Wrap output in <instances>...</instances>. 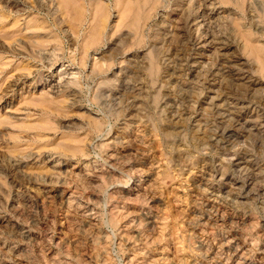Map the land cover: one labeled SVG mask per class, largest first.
Masks as SVG:
<instances>
[{
    "label": "rangeland",
    "instance_id": "374dc122",
    "mask_svg": "<svg viewBox=\"0 0 264 264\" xmlns=\"http://www.w3.org/2000/svg\"><path fill=\"white\" fill-rule=\"evenodd\" d=\"M2 1L0 217L16 213L19 226L32 230L28 245L40 261L39 244L46 241L55 260L70 264H87L94 249L111 264H126L134 251L153 255L156 264H192L198 237L189 219L199 208L211 212L209 206L213 213L218 206L249 215L245 225L217 223L214 234L249 237L247 262L264 260V0H215L223 29L218 40L227 47L204 35V28H177L183 19H174L175 0L148 12L142 0H124L130 12L123 16L117 0H71L69 6L17 0L24 8L19 12ZM198 1L189 6L196 10ZM94 2L106 11L101 28ZM166 22L170 30L163 35ZM199 53L205 55L196 65L192 59ZM60 67L79 71L77 83L47 93V81ZM211 95L217 99L209 102ZM132 136L135 142L128 141ZM110 152L149 173L153 203L127 197L133 177L121 164V173L91 191L66 171L69 185H62L88 196L83 203L92 207V219L45 192L60 186L51 180L48 154L60 157L65 170L74 162L102 165ZM213 191L225 198L217 206L208 200ZM140 209L155 219L149 239L137 234ZM3 229L10 241L19 239L17 228Z\"/></svg>",
    "mask_w": 264,
    "mask_h": 264
},
{
    "label": "bare ground",
    "instance_id": "6f19581e",
    "mask_svg": "<svg viewBox=\"0 0 264 264\" xmlns=\"http://www.w3.org/2000/svg\"><path fill=\"white\" fill-rule=\"evenodd\" d=\"M47 1H50V0H47ZM62 1L66 2V3H64L65 6L68 5V4H71L70 2L73 3V1H71V0H62ZM163 1L164 0H142V2L144 4V7L147 8V12L149 10H151V9H154V7H157L159 5L162 8L165 7L166 5L163 4ZM34 2H36V4L38 3L39 5L41 4L43 6L45 0H34ZM67 2H69V3H67ZM123 2H124V0H117V4L118 5L122 4L121 8L123 7L121 9V11H120L121 16L127 15L130 12L129 8L126 5H123ZM138 2H140V0H138ZM189 2H190V0H175L174 1L175 8H174L173 12L176 15L174 19L176 21L179 18L184 20V21L183 20H179L180 23H179V25H177V28L181 27L180 26L181 23H182V25L186 24L188 27L192 26V25H195L196 30H199V28H202V29L204 28L202 33H204V35H207V37H210L211 40L216 41L215 43H218V44H220V46H224V47L225 46L226 47L230 46L231 44H228L226 41H224V39L223 40H218V39L221 38V35L223 34L221 32V31H223V29L220 31V29L222 27L221 26V20H220L221 19L220 18V11H221L220 5H218L215 0H199L198 3L196 2L198 4V7L201 5V11L199 12V8L197 7V9L194 10L195 7L194 6H193V8L190 7L189 6ZM2 3H3V6H8L13 12H19V11H21V9H24V8H20V7L18 8L17 7V5H16L17 4V0H3ZM94 3H96V2H94ZM10 5H12V7L15 6L16 8H12V7H10ZM48 6H49V4H48ZM95 6H96L95 7L96 13H97V15L99 17L98 19H100L99 20L100 25H98V26H99V28H101L103 26L104 21H105L106 11H105V8H103V7L101 8L102 5H99V3H96ZM160 6H159V8H161ZM46 7H47V5H46ZM157 9H158V7H157ZM60 10H61V8H60ZM9 13H11V12H9ZM76 13H77V10H76ZM151 14H152V12H151ZM163 15H164L163 13L160 14V16L164 17ZM3 16H6V14L5 13H0V17H3ZM197 17H199L201 19L198 20L199 18H197ZM136 18H137V15H135V19ZM98 26L96 28H98ZM163 26H164L163 27V29H164L163 35H167L168 31L170 30V25L167 24V22H166ZM28 28L30 29V26H28ZM176 32H178V31H176ZM182 34H183V32H182ZM243 38L245 39V41H244L245 43L244 44L247 46L248 43L250 42V39H249L248 35L245 34L243 36ZM93 39H94V36H93ZM250 48H252V46H250ZM203 55H205V54H203ZM203 55H201V56H203ZM201 56H200V53L195 55L193 57V59H192V62L197 65L198 63H200L199 60H200ZM239 60H240V58H237L236 62L239 63L240 62ZM224 63L225 62L223 60V64ZM220 65H222V64H220ZM224 67H226V66H224ZM262 69H264V68L262 67ZM66 70L67 69L65 67L57 70L58 73L56 72L57 74L56 73L55 74L58 75V79H55V80L53 79L55 74L53 75V77H52V75L49 74L50 77H49V79L47 81L48 83L46 84L48 86L47 87L48 92L47 91H45V92L49 93V91H50V92H52V94H54L53 92L61 91V89H62L61 85L66 86V85H68L70 83L71 84L77 83V79H78L77 75L79 74V71H77V72H75V71L74 72H68V73H71L70 76H68L67 75L68 73L66 72ZM44 95H45V93H44ZM44 95H43V97H44ZM216 96L215 95H211L208 98L209 102L213 101V99H217ZM218 114L224 115V113L222 111H218ZM251 125H255V124H253V123L249 124L248 125V129L249 130L254 129ZM136 134L137 133H135V135ZM134 137L133 136L132 137H128L129 138L128 141L130 142V141L133 140L135 142ZM142 141H143V139H142ZM120 154H118L117 152H110L104 158L105 161H104V164L102 163V165H99V164H93L92 165V164H89V163H86V162L80 164L78 162H74L71 165L70 168H66L65 170H62V160L60 159V157H55L54 158V157H52L51 154H48L47 160L51 161V164H52L53 169H54V172L52 174V178H54V179L51 178V180H54L55 182H59L60 186L57 187V188H53V189L52 188H48V189H46V190L44 189V190H45V192H51L52 196H53V194H54V196L55 195L58 196L60 201L65 204V207L67 208V210H71V211H73V213H76L79 216H82V217L83 216H87V217H90V219H92L93 218V216L91 215V213H93V212H91L92 207L90 208L87 205H85V203H83L84 202V198L87 199L88 196L83 195L82 193L77 191L75 188H70L67 185H62V183H64V182L67 183V184L69 182L68 180H65V176L67 178V175H65V173H66V171H68V175L70 174V175H72V178L75 177V179H77V181L79 180L78 182L84 188L90 189V191L94 190V188L98 184L106 182L107 181V177L112 176L116 172H120L121 173V170H118L119 166H117V165L121 164L120 169H123V171L127 169V168L124 169L125 167L129 168L130 163L126 162L121 157L123 155V153L121 155ZM121 158L124 161H122ZM17 159H19V158H17ZM139 160H140V158H139ZM18 162H20V161H17L16 159H14L12 164H16ZM18 165H19V163H18ZM136 167L137 166H135V169L129 168V170L127 169L125 171V172H127L126 175H128V176L131 175V177H133V184H134L133 189L131 188V189L125 190V192L128 193L127 197L134 198L136 200L140 199V198H142V199L144 198V199H147L149 202L153 203L152 201H154L156 199V196L153 193V191L151 192L152 189L150 190V186H149L150 184L147 183V181L150 179V178L148 179L149 173L147 171L144 172L142 170V168H140L141 166L140 167L138 166L140 169L138 167L137 168ZM62 178H63V180H61ZM202 179L203 180L201 182V185L203 184V189H204L205 188L204 187V185H205L204 177H202ZM148 182H150V181H148ZM79 183H78V185H79ZM198 186H200V184ZM124 196L125 195H123V197ZM208 196H209L208 200L211 201L210 203H213V204H210V205H216L217 206L218 205L217 203H219L221 201H224V199H225L224 196L221 195V193L219 194V193L214 192V191H213V193L211 192V194L208 195ZM199 204H203V203L200 202ZM115 205H116V203H115ZM208 205H205V206H208ZM209 207H211V210L213 211V209H212L213 206H209ZM120 208H122V207H120ZM120 208H117V210L120 209ZM223 208H225V207H223ZM203 209H204L203 212H201L202 209L200 210V208H199L198 209V213L195 212L197 215H192V217L189 219L190 221H191V219H193L192 221H194V223L192 224V226H193L192 230H193L194 234H196L195 236L198 237V239L196 240L197 245H195L196 249H195V255H194L193 260H192V264H256L252 260L250 262H247L248 260H247V256H246V254H247L246 250H247L248 246L253 243L252 240L249 237L236 235L233 232L232 233H228V232L227 233H219V234L216 235V234H214V229H213L215 227V225H217V223L220 224L218 226H221L222 224L223 225L224 224L225 225H230L233 222L244 223V225H245L246 221L248 222V220H249V215L248 216L231 215V214L227 213L228 212V211H226L227 209L225 211H223L224 209L223 210L220 209V211H219L218 206L215 208L216 209L215 210L216 213H213L212 211L208 212V213H204L205 211L207 212L210 209L209 208H207V209L203 208ZM117 210H116V212H117ZM133 213H134V211H133ZM136 215L139 216L138 221L136 222L137 223V232H138L137 234L138 235H142L143 234V235H145V237H147L149 239L151 237L149 235L150 231L151 230L153 231L154 230L153 228L155 226V219L153 218V215L151 214V211L150 210L144 211V210L140 209L137 212ZM16 218H17L16 217V213H15V215L14 214L10 215V216L9 215H5V216L0 217V264H67V263L70 264L69 261H65V263H64V261L55 260V258L52 256V253H51L52 251H51L50 245H48L46 241H45L46 243L44 241L42 243L39 242L41 250H40V247L37 246L38 249L42 252V255H41L42 261H40L36 257L34 249H32V247H30L28 245L30 242L32 243V241L35 239V237H34L35 235L33 234L32 230L29 227H25L24 228L23 226L22 227L19 226V224L17 223ZM248 224L249 223H247V225ZM5 226L10 227V229H12V230L17 228L16 230H18V234L17 235H18L19 239L18 240L16 239L14 241H10L8 236L4 237L2 234H3V230H4L3 227H5ZM215 228H217V227H215ZM10 229H8V230H10ZM6 232H4V233H6ZM14 234L16 235V233H14ZM8 235L10 236V233ZM42 239H44V238L42 237ZM94 240H95V238H94ZM97 245H98V242H97ZM92 252L93 253H91V254L88 253L87 256L85 255L87 257V259H88V261H86L87 264H111L110 263L111 261L109 262L108 258L106 256H102L97 249H94ZM86 257L84 258L85 260H87ZM250 259L251 258H249V260ZM156 262H157L156 258H153V255H149V254L147 255V254H145L144 251H138V252L134 251L133 255L130 256L126 260V264H156ZM257 264H264V260H260V263H257Z\"/></svg>",
    "mask_w": 264,
    "mask_h": 264
}]
</instances>
